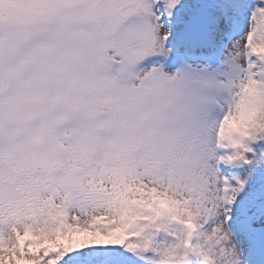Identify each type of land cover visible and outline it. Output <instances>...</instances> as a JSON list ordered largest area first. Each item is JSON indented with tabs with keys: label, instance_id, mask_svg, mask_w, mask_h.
<instances>
[{
	"label": "snow or ice",
	"instance_id": "6c2138e0",
	"mask_svg": "<svg viewBox=\"0 0 264 264\" xmlns=\"http://www.w3.org/2000/svg\"><path fill=\"white\" fill-rule=\"evenodd\" d=\"M0 264H264V0H0Z\"/></svg>",
	"mask_w": 264,
	"mask_h": 264
}]
</instances>
